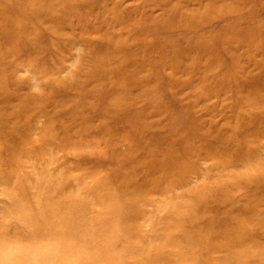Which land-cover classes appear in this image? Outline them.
Returning a JSON list of instances; mask_svg holds the SVG:
<instances>
[{
	"label": "rangeland",
	"instance_id": "1",
	"mask_svg": "<svg viewBox=\"0 0 264 264\" xmlns=\"http://www.w3.org/2000/svg\"><path fill=\"white\" fill-rule=\"evenodd\" d=\"M0 264H264V0H0Z\"/></svg>",
	"mask_w": 264,
	"mask_h": 264
}]
</instances>
